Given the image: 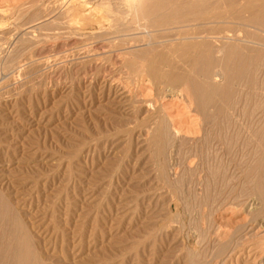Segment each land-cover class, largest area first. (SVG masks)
Instances as JSON below:
<instances>
[{"label":"rangeland","instance_id":"obj_1","mask_svg":"<svg viewBox=\"0 0 264 264\" xmlns=\"http://www.w3.org/2000/svg\"><path fill=\"white\" fill-rule=\"evenodd\" d=\"M73 2L0 0V193L28 223L35 249H48L42 255L53 264H63L53 253L61 239L67 264L264 263V215L254 175L245 174L254 166L248 154L259 153L245 146L256 129V118L242 115L251 105L240 101L232 112V149H203L189 99L131 85L120 62L97 49L95 22L104 13L68 14ZM113 79L135 87L140 115L118 101ZM157 119L170 136L160 154L151 140Z\"/></svg>","mask_w":264,"mask_h":264},{"label":"bare ground","instance_id":"obj_2","mask_svg":"<svg viewBox=\"0 0 264 264\" xmlns=\"http://www.w3.org/2000/svg\"><path fill=\"white\" fill-rule=\"evenodd\" d=\"M84 1L70 3L66 10L68 14L72 11L79 13V10L84 11L88 7L96 14L97 9L104 13L99 15V20L94 21L99 31L94 36L99 45L97 49L102 55L106 52L111 58L109 60L120 62L115 65L127 71V76L133 80L131 85L133 83L139 87L149 83L158 94L167 92L188 98V106L193 105V111L200 117L203 149L210 146L211 142H217L225 148L234 146L236 140H239L238 134L233 133L238 118L232 112H237L235 108L240 101L251 105L253 109L250 107V112L245 109L242 115L248 117L247 120L251 116L255 117V122L252 120L254 123H250L256 129L253 127L255 131L251 129L252 133L248 130L252 138L249 133H245L251 138V141L250 138L246 139L249 142L245 146L256 144L259 153L252 150L248 154L254 166L251 167V164L247 167L245 174L254 175L253 188L264 215V0H96L97 4L94 0ZM37 29L33 26L29 30L36 32ZM130 44L135 48L125 50L124 46ZM102 57L93 58L100 63ZM111 82L119 84L118 79ZM128 86L119 84L118 90H115L117 97H120L117 100L124 104L123 107L129 106L130 116L140 115V106L134 101L137 95L135 87ZM143 107L145 114L151 111L147 115L156 112L151 103ZM151 124L154 132L152 146L156 147L154 149L157 153H163L167 140H170L167 139L170 137L169 127L163 119H157ZM6 198L0 193V264H45L47 260L53 264L52 258L46 259L42 255V252H49L48 249H35L36 243L33 244L22 214ZM227 242L229 245L232 243L230 240ZM64 244L61 239L57 248L53 246V253L58 257L55 259H62L63 264H67L69 253ZM226 247L225 243L220 244L216 255L223 253ZM195 259L188 260L186 264H193Z\"/></svg>","mask_w":264,"mask_h":264}]
</instances>
